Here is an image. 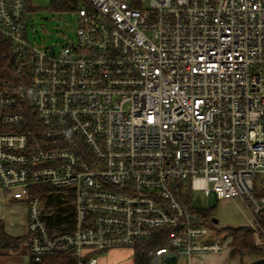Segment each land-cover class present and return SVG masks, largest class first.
<instances>
[{"label":"built area","instance_id":"1","mask_svg":"<svg viewBox=\"0 0 264 264\" xmlns=\"http://www.w3.org/2000/svg\"><path fill=\"white\" fill-rule=\"evenodd\" d=\"M79 1L53 56L0 0V193L28 205L30 254L97 264L159 229L152 264L223 252L194 190L241 197L264 251V0ZM45 185L74 194L73 230L51 233Z\"/></svg>","mask_w":264,"mask_h":264},{"label":"rangeland","instance_id":"2","mask_svg":"<svg viewBox=\"0 0 264 264\" xmlns=\"http://www.w3.org/2000/svg\"><path fill=\"white\" fill-rule=\"evenodd\" d=\"M73 2V0H27L29 41L37 48L45 50L53 56H58L62 46L66 42L74 40L78 31L77 11L82 2L78 0L76 7ZM192 203L197 210L211 211L212 217L219 220L218 225L220 230L222 229L219 233L226 243L224 251L231 254L234 249L231 245L232 238L229 231L225 229L250 224L252 214L246 202L241 197L217 200L215 195H212L209 199L201 191L194 190ZM206 223L210 224L211 222ZM112 254L114 262L119 261L122 264L131 262L132 253L130 250H115ZM261 258L264 257L246 256L241 259L244 264H252L253 261Z\"/></svg>","mask_w":264,"mask_h":264},{"label":"trees","instance_id":"3","mask_svg":"<svg viewBox=\"0 0 264 264\" xmlns=\"http://www.w3.org/2000/svg\"><path fill=\"white\" fill-rule=\"evenodd\" d=\"M76 7L78 0H73ZM264 193V192H263ZM40 195L43 202V213L50 226L51 233L71 231L76 224L75 197L69 189H56L51 186H40L33 191ZM204 219L212 221L211 211L199 210ZM264 227V212L260 215ZM222 230V229H221ZM219 230V232H221ZM232 238L231 245L234 247L231 256L239 255L242 259L246 256L264 257V251L255 245L252 230L249 225L237 228H227ZM170 230L159 229L151 237L140 240L134 246V264H152L157 249L168 243ZM29 242L26 237H10L3 229H0V242L2 246L17 248L24 242ZM100 253V252H99ZM30 264H78L77 259L71 254H59L46 256L41 260L31 257ZM244 264V263H242Z\"/></svg>","mask_w":264,"mask_h":264},{"label":"crops","instance_id":"4","mask_svg":"<svg viewBox=\"0 0 264 264\" xmlns=\"http://www.w3.org/2000/svg\"><path fill=\"white\" fill-rule=\"evenodd\" d=\"M0 229H3L13 238L28 236V205L23 201L14 200L0 193ZM125 249L130 250L132 253V259L129 264H134V247L113 248L98 253L97 264H122L119 261L114 262L112 253L115 250ZM31 257L29 242L27 241L17 248L2 246L0 242V264H30ZM238 257H232L229 252L225 251L220 253H202L193 256L191 264H242L241 257ZM234 261L236 262L234 263Z\"/></svg>","mask_w":264,"mask_h":264},{"label":"water","instance_id":"5","mask_svg":"<svg viewBox=\"0 0 264 264\" xmlns=\"http://www.w3.org/2000/svg\"><path fill=\"white\" fill-rule=\"evenodd\" d=\"M54 1V0H52ZM214 223L218 224L219 220L217 218L213 219ZM167 264H176L177 262V256L173 255V256H168L165 259ZM253 264H264V258L261 259H257L255 261H253Z\"/></svg>","mask_w":264,"mask_h":264}]
</instances>
